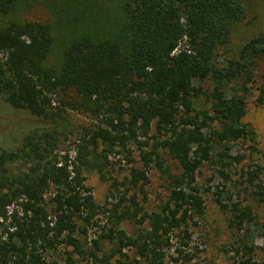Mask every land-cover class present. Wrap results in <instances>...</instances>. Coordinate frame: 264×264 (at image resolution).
<instances>
[{
	"label": "trees",
	"instance_id": "trees-1",
	"mask_svg": "<svg viewBox=\"0 0 264 264\" xmlns=\"http://www.w3.org/2000/svg\"><path fill=\"white\" fill-rule=\"evenodd\" d=\"M33 1L0 0V116H6L0 119V138L12 135L16 142L14 148L0 149V264H56L46 254L62 245L71 248L62 264H74L73 254L83 256L77 234H85L84 227L93 223L95 208L81 173L87 155L97 139L136 140L137 129L146 134L153 123L158 131L169 133L162 144L180 172L167 174V192L158 211L143 209L145 193L140 201L137 195L131 199V217L139 226L146 223V230L134 236L109 230L98 238L115 241L120 258L128 257L124 248L133 249L136 264H163L171 249L177 253L174 262L189 261L190 229L205 209L198 172L205 163H212L220 174L237 164L244 156L232 155L231 144L250 133L241 122L243 96L223 85L242 79L238 91L247 90L255 60L264 59V34L252 37L238 59L218 69L212 57L244 17L240 0H116L119 16L110 25L100 19L76 31V18L66 16L65 26L74 32L62 44L59 63L49 65L53 26L10 18L17 6ZM207 72L217 81L210 92L192 83ZM59 92L68 94L67 100L52 106L51 96ZM202 95L210 108L196 107ZM256 103L264 107V86L257 89ZM66 109L101 116L116 133L100 129L81 138L75 160L67 152L60 156L58 144L68 130ZM246 173L248 186L257 188L252 193L263 196L264 185L254 182L257 172ZM131 176L142 189L145 168H133ZM216 202L227 206L220 198ZM230 205L229 228L255 226L251 209ZM120 215L130 217L128 210ZM248 237V231L243 233L237 246L245 248L242 242ZM92 243L99 248L97 240ZM241 262L258 264L251 257Z\"/></svg>",
	"mask_w": 264,
	"mask_h": 264
},
{
	"label": "rangeland",
	"instance_id": "rangeland-1",
	"mask_svg": "<svg viewBox=\"0 0 264 264\" xmlns=\"http://www.w3.org/2000/svg\"><path fill=\"white\" fill-rule=\"evenodd\" d=\"M244 7V17L232 26L227 43L218 46L212 57L214 68H226L230 59H238L244 44L252 37L264 34V0H240ZM116 0H35L32 4L17 6L10 18L20 21H38L53 26L54 45L52 46L47 63H59L63 42L71 36L73 29L67 28V17L76 18L73 26L76 31H84L92 27L97 20L102 19L104 24L110 25L119 16V6ZM69 13L68 15H66ZM254 75L251 82L245 87L247 90L240 93L242 79H233L226 82L223 88L230 92L241 94L245 100V112L241 122L250 132L243 138L231 144V154H243V159L223 173H217L212 163H205L198 172L196 182L204 199L205 209L198 219V225L191 227V238L187 251L192 253L189 261L179 259L174 262L171 258L177 253L173 249L167 254L163 264H243L240 260L251 257L258 264H264V195L256 196L252 192L256 187L248 186V174L257 172L256 184L264 185V107L256 103L257 89L264 86V59H256ZM194 86H201L206 92L212 91L217 85L211 72L192 81ZM219 83V81H218ZM71 94V93H70ZM68 94L54 93L51 104L60 107L67 100ZM198 109L210 108V103L204 95L196 106ZM0 106V111H1ZM68 119L66 137L60 138L58 152L60 156L66 152L70 160H75L77 145L82 143L81 138H89L100 129L116 131L101 116L84 115L71 109H66ZM1 114V113H0ZM4 115L0 116L2 119ZM6 118V116L4 117ZM127 119L126 117L124 118ZM115 122V121H114ZM2 126L0 125V133ZM6 132H4V135ZM136 140L126 138L124 143L114 141L108 143L102 139L96 140L95 149L87 155V164L81 169L84 184L89 188L95 208L92 210L93 223L86 226L85 234H77L84 244L83 256L72 255L74 264H136L133 249L124 248L122 252L127 258H120L116 250L115 241L98 238L112 230L115 234L123 232L126 236H134L147 229V224H135L132 216L134 206L131 199L137 195V200L147 195L142 207L147 212L158 211L160 200L165 198L167 174L175 175L180 172L177 162L169 154L162 142L169 133L160 132L153 123L146 134L140 129L136 131ZM1 148H14L16 142L12 135L0 138ZM145 154V157H143ZM147 162V167H144ZM77 164V162H76ZM20 165L19 169H22ZM142 168L146 170L147 181L140 189V182H133L131 170ZM50 197L48 193L46 199ZM261 197L263 199H261ZM216 198H220L222 207ZM261 199V200H260ZM239 203L251 209L254 215L255 226L249 223L229 228L228 220L232 218L229 206ZM125 210L129 215L122 218L120 214ZM81 226H84L80 223ZM251 234L245 248L237 246L236 240L242 238L243 233ZM93 240H97L99 248L95 249ZM174 242V240H173ZM252 247L251 252L248 248ZM238 249V253L236 250ZM69 246H60L56 250H49L46 258L49 262L62 264ZM93 253V257L91 255ZM108 258L107 263H103ZM120 262V263H119Z\"/></svg>",
	"mask_w": 264,
	"mask_h": 264
}]
</instances>
